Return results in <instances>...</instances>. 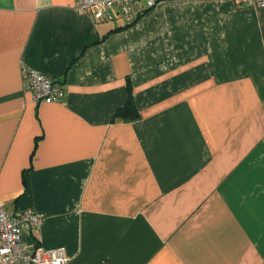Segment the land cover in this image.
Listing matches in <instances>:
<instances>
[{"label": "crops", "instance_id": "obj_1", "mask_svg": "<svg viewBox=\"0 0 264 264\" xmlns=\"http://www.w3.org/2000/svg\"><path fill=\"white\" fill-rule=\"evenodd\" d=\"M0 0V205L66 264H264V7L157 0L132 24ZM129 24V25H128ZM21 65L64 90L34 102ZM129 80L139 118L112 121Z\"/></svg>", "mask_w": 264, "mask_h": 264}, {"label": "built area", "instance_id": "obj_2", "mask_svg": "<svg viewBox=\"0 0 264 264\" xmlns=\"http://www.w3.org/2000/svg\"><path fill=\"white\" fill-rule=\"evenodd\" d=\"M157 0H77L76 7L95 21L131 22L143 10L153 7ZM264 7V0H255ZM20 75L24 91L34 102H58L64 99L62 87L42 72L21 65ZM41 216L31 209L8 213L0 205V264H66L68 257L62 247H40L33 237L24 242L23 236L37 230Z\"/></svg>", "mask_w": 264, "mask_h": 264}, {"label": "trees", "instance_id": "obj_3", "mask_svg": "<svg viewBox=\"0 0 264 264\" xmlns=\"http://www.w3.org/2000/svg\"><path fill=\"white\" fill-rule=\"evenodd\" d=\"M133 22L134 21H131L129 24H132ZM126 92V99L123 105L118 107L113 113L112 121L119 120L123 122H130L139 118V112L133 100L132 87L130 85L129 80H127L126 83Z\"/></svg>", "mask_w": 264, "mask_h": 264}]
</instances>
